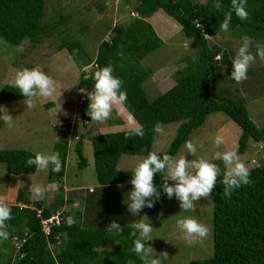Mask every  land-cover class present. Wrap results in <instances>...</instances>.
<instances>
[{"label": "trees", "instance_id": "1", "mask_svg": "<svg viewBox=\"0 0 264 264\" xmlns=\"http://www.w3.org/2000/svg\"><path fill=\"white\" fill-rule=\"evenodd\" d=\"M128 2L126 0L129 5ZM216 3L217 0H131L130 11L134 15L131 14L126 22L112 26L110 37L98 43L94 57L78 39H63L57 45L66 49L79 70L76 97L80 115L84 118L88 109L87 94L94 84L92 74L98 67L110 65L113 75L123 82L121 90L127 95L122 106L136 126L143 127L145 135L126 139L129 129H121L86 137L99 185L98 196L103 201L88 193L83 211L77 210L76 219L72 221L68 220V211L63 210L71 200L64 199L61 185L69 149V142L63 136L67 134L69 124L56 129L58 137L50 152L60 153L62 169L58 173L49 169L46 182H58L57 193L45 199H32L28 190H16L15 202L9 204L12 219L6 222L10 235L7 240H0V264H126L129 260L133 264H143L130 251L133 242L128 225L139 220L141 213H154L168 198L161 190V197L152 208L145 207L139 215L133 216L120 196L132 190V169L117 168V162L122 154L147 156L157 125L180 122L167 148L157 152L161 157L165 153L174 156L191 131L213 112H223L239 127L237 153L245 149L249 138L262 141L264 146V128L249 117L245 104L218 92L215 85V67L222 66L225 70L231 62L223 51L217 61L214 56L222 48L210 46L207 40L208 34L222 32L219 25L223 22L224 12L231 6V0H219L222 7L218 10L214 7ZM43 6L44 0H0V37L14 45L24 41L34 45L44 36L50 38L49 32L54 26L43 25ZM157 11L180 26V32L189 40L193 51L185 56V65L172 75L171 84L149 100L142 86L148 72L141 67L140 60L162 43L147 20ZM247 12L245 20L233 13L229 33L240 39L248 35L254 40H264V0H247ZM86 66L88 70H85ZM22 98L19 89L10 83L0 88V102ZM83 142L84 137L79 134L72 144L80 169L87 165ZM34 155L24 148H0V163L8 173H33L35 166H28L26 161ZM213 162L219 165L222 174L211 193L212 253L205 258L190 259L187 264H264V161L248 167L252 183L234 190L231 199L222 196L224 166L219 160ZM164 175L157 173L154 176L158 189ZM60 209V221L49 223L44 230L41 221L59 213ZM82 214L86 218L83 223L79 221ZM113 220L121 225V232L105 230ZM108 244L113 246L108 247Z\"/></svg>", "mask_w": 264, "mask_h": 264}, {"label": "rangeland", "instance_id": "2", "mask_svg": "<svg viewBox=\"0 0 264 264\" xmlns=\"http://www.w3.org/2000/svg\"><path fill=\"white\" fill-rule=\"evenodd\" d=\"M130 1L128 5L126 0H44L42 23L44 26L45 23L50 27L54 26L49 32L52 34L50 38L44 36L34 45L27 41L14 45L0 37V88L10 83L17 70L33 67H39L57 82V92L54 97L47 100L37 98L36 107L32 109L27 108L23 103L25 98L0 102V105L5 106L13 116L12 127L0 120V148H24L33 153L50 152L54 140L58 137L55 130L69 124L68 132L63 136L69 142L63 174V181L67 183L63 195L65 199L69 198L72 204L63 206V210L68 211V220L76 219L77 210L83 211L87 196L84 193L87 192L86 188L95 189L94 193L89 194L96 195L99 201H103L98 196L91 146L86 137L101 132L129 129L127 121L131 115L122 104H119L114 107L109 119H123L121 122L113 120L110 122L109 119L103 123L92 122L87 110L83 118L77 109L76 82L79 70L66 49L58 48L57 45L63 39H78L89 55L94 57L98 43L110 37L112 26L129 19L132 14ZM157 14H153L148 22L162 43L140 60L141 67L148 72L142 86L149 100L171 84L172 75L178 68L185 65V56L193 51L189 40L180 32V26L163 12ZM207 40L210 46L222 48L214 56L217 61L221 59L223 52L231 61L225 70L222 66L215 67L214 81L218 92L234 100L242 101L249 117L258 126L264 128V61L257 57L248 68L247 79L237 83L230 78V75L232 60L241 44V39L230 34L229 31H222L208 34ZM252 40L253 44H264V40ZM250 50L255 54L254 46ZM88 68L86 66L85 70ZM45 103L48 105L46 106ZM179 123V121H174L160 124V131H155L149 153L165 150L174 137ZM79 134L84 137L83 154L87 159V165L83 169L77 167V158L72 149V144ZM218 134L225 139V144L220 148L214 144V138ZM239 134V127L223 112H213L207 114L202 123L191 131L186 141H192L196 145L197 158L204 157L213 160L216 151L235 150ZM186 141L180 145L174 156L185 155L191 160L193 156L186 153ZM238 155L247 167L263 162V142L249 138L245 149ZM147 156L122 154L118 159L117 168L133 169L138 161ZM221 163L223 164L222 161ZM31 178L33 182L48 187L49 190L41 198H49L57 193L59 183L48 184L46 172L35 170L33 173L12 174L5 170L3 163H0V199L13 204L16 190H28L32 183ZM68 183H76L85 188L75 190ZM128 192L130 190L120 195L126 204ZM29 195L32 199H38L30 192ZM194 203L193 209L184 211L180 208L179 201L173 197L154 213L140 214L139 220L144 219L153 227V238L151 241L146 240L145 243L153 248L154 256L161 257L162 263L187 264L190 259L205 258L211 255L212 202L211 199L201 198ZM60 212L62 209L59 211V216ZM84 216L82 214L79 218L82 223L85 221ZM186 216H191L208 227L209 233L205 239H196L192 243L185 241L184 233L179 229L176 221L179 217ZM112 246L108 244V247ZM162 253H167V257H163ZM126 264L133 263L129 260Z\"/></svg>", "mask_w": 264, "mask_h": 264}, {"label": "clouds", "instance_id": "3", "mask_svg": "<svg viewBox=\"0 0 264 264\" xmlns=\"http://www.w3.org/2000/svg\"><path fill=\"white\" fill-rule=\"evenodd\" d=\"M214 7L218 10L221 9L219 0ZM233 13L240 20L247 19V0H231L230 10L224 12L223 22L219 25L221 31H228ZM198 27L202 26L198 25ZM253 46L256 49L255 54L250 50ZM257 57L264 61V44H253L251 37L242 36L241 44L232 60L230 78L237 83L246 80L248 68L256 61ZM91 78L94 84L93 90L87 94L89 99L87 114L91 117L92 122L103 123L111 117L115 106L126 101L127 95L121 90L123 82L113 75V68L110 65L98 67ZM10 84L19 89L20 94L25 98L23 103L29 109L36 107L37 98L51 99L57 92V82L39 67L17 70ZM0 120H3L9 127L13 126V116L3 105H0ZM127 123L130 127L126 133V139L144 137L143 127L135 126L131 116ZM154 130L159 132V125L155 126ZM214 144L220 148L225 144L224 137L219 134L216 135ZM185 147L186 153H190L193 159L189 160L185 155L176 157L167 153L161 157L155 152H150L147 157L136 163L131 172L133 175L130 183L133 187L128 192L127 202L128 211L133 216L139 215L145 207L152 208L155 202L160 199L161 190L168 199L175 197L179 201L180 208L184 211L193 209L194 202L201 198L211 199V193L217 184V179L222 174L221 168L213 162L214 160L222 161L225 166L221 180L223 198L231 199L234 190L239 189L242 185L252 183L250 169L241 160L237 151H216L213 160H208L204 157H196L197 147L192 141H186ZM26 163L28 166H35L36 170L43 172L51 169L52 172L58 173L62 169L59 152L37 151L34 157L27 159ZM157 173L165 174L159 189L154 184V176ZM118 187H122V185H118ZM48 190L47 186L35 183L33 180L28 189L37 198L43 197ZM11 219V206L5 200L0 199V240L9 238L10 233L6 222ZM176 223L184 233V239L188 243H192L196 239L203 240L208 236V227L191 216L179 217ZM128 227L131 229L129 236L133 242L130 251L134 252L143 264H162L161 257L154 256L153 248L145 243L146 240L151 241L153 238L151 223L140 219L131 222ZM105 230L109 233H118L122 231V227L116 220H113L106 226ZM162 254L163 257H167V253Z\"/></svg>", "mask_w": 264, "mask_h": 264}, {"label": "crops", "instance_id": "4", "mask_svg": "<svg viewBox=\"0 0 264 264\" xmlns=\"http://www.w3.org/2000/svg\"><path fill=\"white\" fill-rule=\"evenodd\" d=\"M157 13H159V12L157 11V12H155V13H153V14H157ZM153 14H152V15H153ZM152 15H151V16H152ZM157 15H158V14H157ZM151 16L147 18L148 21H150ZM179 29H180V28H179ZM67 153H68V151H67ZM63 176H64V175H63ZM63 176H62V184H61V185H62L63 190H64V189L66 188L65 185H66L67 183H64V181H63ZM48 184H53V183H48ZM68 184L70 185V187H72V188L75 189V190H76V189H82V190H83V189L85 188L84 186H81V185L76 184V183H68ZM98 186H99V185H98ZM70 187H69V188H70ZM99 189H100V188H99ZM94 190H95V189H94ZM116 190H117L116 192H119L118 189H116ZM86 191H87V192H84L85 195H88V193L93 192L91 187L86 188ZM97 191H98V190H97ZM99 191H100V190H99ZM64 199H65V196H64ZM65 200H66V199H65ZM70 204H71V203H69V202L66 203L67 206H69ZM66 205H65V206H66ZM71 205H72V204H71ZM90 213L92 214L93 212L91 211ZM87 218L90 219V216L88 215ZM85 219H86V218H85ZM85 219H84V220H85ZM84 222H85V221H84Z\"/></svg>", "mask_w": 264, "mask_h": 264}, {"label": "built area", "instance_id": "5", "mask_svg": "<svg viewBox=\"0 0 264 264\" xmlns=\"http://www.w3.org/2000/svg\"><path fill=\"white\" fill-rule=\"evenodd\" d=\"M218 58V56H216ZM60 221V216H59V213L56 212L54 214H52L50 217L46 218V219H43L41 221L42 223V227L44 230H47V225L49 223H58Z\"/></svg>", "mask_w": 264, "mask_h": 264}]
</instances>
